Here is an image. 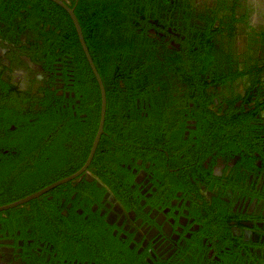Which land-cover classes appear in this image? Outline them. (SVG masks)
<instances>
[{
	"label": "flooded vegetation",
	"instance_id": "af4514ba",
	"mask_svg": "<svg viewBox=\"0 0 264 264\" xmlns=\"http://www.w3.org/2000/svg\"><path fill=\"white\" fill-rule=\"evenodd\" d=\"M162 9L146 10L147 55L116 65L130 66L131 87L117 83L86 169L27 206L28 222L3 214L0 264H264V0H167ZM31 10L0 0V97L24 100L35 120L49 91L73 100L69 119L89 124L95 116L80 113L60 58L49 68L35 60L45 33L60 32L54 12L34 19ZM81 128L77 142L59 145L65 156L51 172L36 164V177L57 182L85 165L98 126ZM40 209L51 229L32 227Z\"/></svg>",
	"mask_w": 264,
	"mask_h": 264
},
{
	"label": "trees",
	"instance_id": "16d2710c",
	"mask_svg": "<svg viewBox=\"0 0 264 264\" xmlns=\"http://www.w3.org/2000/svg\"><path fill=\"white\" fill-rule=\"evenodd\" d=\"M21 2L30 4L32 12H29L32 13L34 19L38 18L39 15L48 14L47 16H49L54 12L53 20L60 32L58 35H53L52 32L49 34L44 32L46 34L45 41L37 49V59L35 58V60L43 61L49 68L56 61V58H60L59 64L62 72L71 73L78 83L75 98L81 99L80 113L91 117L95 116V118L93 117L94 120L91 119L89 124L76 119L73 121L71 117L69 119L68 103H72L73 100H66L64 97H58L49 91L45 93V99L39 101L38 109L42 113L36 114L35 120L29 118L32 115H28L31 110L23 106L24 100L15 101L7 106L9 99L0 97V206L18 201L54 183L56 179L48 180L35 176L36 164L38 168L40 166L41 169L49 168L51 172L54 158L65 156V150L59 148V145L64 142H77L70 140V138L73 136L80 138L84 134L81 127L89 126L92 134L95 133L100 111L99 87L87 64L74 26L67 13L49 0H21ZM166 2L167 0L78 1L74 15L81 26L84 41L103 81L108 104L107 111L111 108L109 107L110 102L115 99L119 80L126 84V87H131L130 66H124V71L118 72L117 63L120 60L122 62L130 61L135 56L147 55L146 53L150 48L148 44L151 42L145 35L143 22L151 17H149L148 12L146 13V10L152 9L151 16L154 17L157 11L163 10ZM20 6L22 5L20 4ZM138 16L143 19L138 18ZM233 24H230L229 28H233ZM52 36L54 38L50 39ZM157 46L159 43L154 42L152 53H156L157 49L155 48ZM153 71L154 76L158 77L161 68H154ZM21 111L27 113L25 119L20 115ZM12 126L16 128L14 133L10 132ZM57 127H62L59 135L63 138L51 139V132ZM20 128L22 130L19 131ZM5 135L11 139L7 141ZM36 143H40L41 148L35 156L36 150L39 149ZM6 150L16 152L15 157L4 153ZM8 157L12 159L8 160ZM26 158L32 160V164L22 166L21 162ZM29 172H31L30 175H28ZM51 192L53 191L50 190L47 194ZM42 197L0 212V219L4 217L3 214L18 213L21 222L23 220L28 222L34 215V210L27 211L26 207L39 205ZM41 211L40 209V219L32 223V227L42 225L44 229H51L49 223L52 219L47 220L48 214L42 213L41 216ZM3 222L6 228L9 224L5 220Z\"/></svg>",
	"mask_w": 264,
	"mask_h": 264
},
{
	"label": "water",
	"instance_id": "95a60500",
	"mask_svg": "<svg viewBox=\"0 0 264 264\" xmlns=\"http://www.w3.org/2000/svg\"><path fill=\"white\" fill-rule=\"evenodd\" d=\"M53 2H55L56 4H58L59 6H61L62 8H64V10L67 12V14L69 15L73 25H74V28L76 30V33H77V37H78V40H79V43H80V46L82 48V51L84 53V56L88 62V65L90 67V70L97 82V85L99 87V92H100V120H99V124H98V130H97V133H96V136L94 138V141H93V144H92V147H91V150H90V153H89V157L85 163V165L77 172L75 173L74 175L70 176V177H67V178H64L62 180H59L57 182H54L48 186H46L45 188L31 194V195H28L18 201H15L13 203H10V204H7V205H4V206H1L0 207V212L1 211H5V210H8V209H11V208H15V207H18V206H21L23 204H26L27 202L31 201V200H34L36 198H38L39 196H41L42 194L44 193H47L48 191L52 190L53 188L61 185V184H64L68 181H70L71 179L75 178L76 176H78L79 174L82 173V171H84L86 169V167L89 165L93 155H94V152H95V149L97 147V144L99 142V139H100V135L102 133V130H103V125H104V117H105V111H106V93H105V89H104V86H103V83H102V80L93 64V61L91 59V56L88 52V49H87V46L84 42V38H83V35H82V32H81V27L79 25V22L77 20V18L75 17L74 15V9L73 8H69L67 7L63 1L65 0H51Z\"/></svg>",
	"mask_w": 264,
	"mask_h": 264
}]
</instances>
